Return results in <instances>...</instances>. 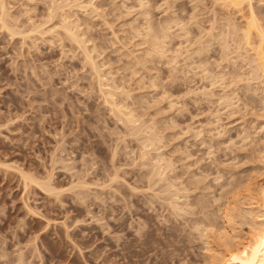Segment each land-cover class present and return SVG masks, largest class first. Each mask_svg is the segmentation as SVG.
<instances>
[{
    "label": "rangeland",
    "instance_id": "obj_1",
    "mask_svg": "<svg viewBox=\"0 0 264 264\" xmlns=\"http://www.w3.org/2000/svg\"><path fill=\"white\" fill-rule=\"evenodd\" d=\"M1 1L0 264H210L227 200L239 209L236 241L248 238L247 190L264 181V42L252 30L246 47V9ZM251 3L264 34V0ZM48 177L57 194L40 186ZM183 197L200 215L183 213Z\"/></svg>",
    "mask_w": 264,
    "mask_h": 264
},
{
    "label": "bare ground",
    "instance_id": "obj_2",
    "mask_svg": "<svg viewBox=\"0 0 264 264\" xmlns=\"http://www.w3.org/2000/svg\"><path fill=\"white\" fill-rule=\"evenodd\" d=\"M251 1L252 0H225V3L227 2L228 4H230L232 7L231 8H234L237 12H242L244 9H246V12H248V14L250 15L249 16V18H250V20H248V22L246 23V25H247V29H246V40H245V38H244V40L246 41V47H249V46H253V45H251V31L253 30V31H255L256 32V34H257V36L258 37H260L261 38V42H264V41H262V40H264V38H263V35L264 34H262V31H260V29L259 28H261V27H258V23H256V20H255V18H254V10H253V8H252V3H251ZM141 3V2H140ZM224 3V2H223ZM3 4L4 3H2V1L0 0V5H1V7H0V9L3 11ZM56 4V3H55ZM60 4V3H59ZM227 4V5H228ZM229 5V6H230ZM55 6V8L57 9V8H60V7H58L59 5L57 4V6L56 5H54ZM61 6V5H60ZM4 7H6V6H4ZM67 7H68V5H67ZM54 8V7H53ZM51 9H52V7H51ZM62 9V8H61ZM64 10V9H63ZM1 11V12H2ZM5 11V10H4ZM58 11H60V9L58 10ZM53 12V11H52ZM245 12V13H246ZM3 13V12H2ZM3 14H5V13H3ZM65 20H66V18H65ZM255 20V21H254ZM64 22V21H63ZM62 22V23H63ZM62 23H61V25H62ZM67 25L68 24H66V23H63V26H61V27H63V29H64V31L63 32H65L66 31V35H67V37L69 36L75 43H76V45H78L81 49L83 48L84 49V45L82 46V44H84L83 42H81V41H79L78 40V38H76V36H75V34H73L71 31H70V29L71 28H69L68 29V27H67ZM149 25V24H148ZM257 25V26H256ZM35 27H37V26H35ZM35 27H34V29H35ZM60 27V28H61ZM59 28V29H60ZM235 28V27H234ZM149 29V28H148ZM236 29V28H235ZM165 30H167V29H165ZM238 30V29H237ZM163 32H165L164 31V29L162 30ZM167 33H168V31H166ZM165 32V33H166ZM165 33H162V34H164V36H166V34ZM234 33V32H233ZM238 33V32H237ZM255 34V33H254ZM153 35V38L152 37H150L151 39H154V40H156V36H155V34H152ZM157 35V34H156ZM244 35V34H243ZM68 37V38H69ZM69 38V39H70ZM157 38H158V36H157ZM260 41H258L259 43H260ZM262 44H264V43H262ZM262 44L259 46H257L258 48H257V52L255 53V54H257V57H258V60H260V62L261 63H264V56H263V54H262V52H261V50H260V48H262L263 46H262ZM156 45H158V43H156V41H155V44H154V46H156ZM244 45V44H243ZM153 46V47H154ZM241 47V46H240ZM245 46H243V48H244ZM79 48V49H80ZM254 48H256L255 46L253 47V49ZM160 49H161V47H160ZM159 50V45H158V48H156L155 47V49L153 50L154 51V53L156 52V54H159L158 56H160V55H162L163 53H164V51H161L160 52V50ZM163 50V49H162ZM240 50V49H239ZM84 51L86 52V50L84 49ZM263 51V50H262ZM88 53V52H87ZM83 54H84V52H83ZM87 55V57H85L86 59H88L87 61H90V66L92 67V69L94 70V73L95 72H97V70H96V65L95 64H93V62H92V58L90 57V56H88V54H86ZM161 57V56H160ZM164 57V56H163ZM256 58V57H255ZM258 62V61H257ZM262 65V64H261ZM263 66V65H262ZM263 68V67H262ZM261 69V68H260ZM96 70V71H95ZM263 70V69H262ZM99 72L100 71H98L97 72V74H99ZM264 72V71H263ZM96 74V75H97ZM264 75V74H263ZM99 76V75H98ZM97 76V77H98ZM101 78V77H100ZM100 78H99V80H100ZM100 82V81H99ZM102 82V81H101ZM102 84V83H101ZM102 88H103V86L102 85H100ZM100 87V88H101ZM99 89V88H98ZM102 91V90H101ZM107 91V90H106ZM102 94V93H101ZM108 94H109V92H108ZM209 94V93H208ZM207 94V95H208ZM111 96V95H110ZM109 96V97H110ZM209 96V95H208ZM106 99H108V98H106ZM108 103H109V101H111L110 99H109V101L108 100H106ZM106 101H105V103H106ZM113 101V103L111 104L112 105V109L113 110H118V113H121V109L122 108H120V109H118L119 107H116V105H115V102H114V100H112ZM107 103V104H108ZM110 106V105H109ZM110 108H111V106H110ZM116 110V111H117ZM121 110V111H120ZM117 113V112H116ZM121 114H123V113H121ZM126 114V113H125ZM129 114H131V113H129ZM129 114H126L125 115V120H126V122H128V123H133L134 124V122L132 121L133 120V118H132V115L130 116ZM127 116V117H126ZM146 139V138H145ZM144 139V140H145ZM150 140V139H149ZM148 140V141H149ZM152 140V139H151ZM146 141V140H145ZM142 147H145V148H147V145L145 146L144 144H143V146ZM151 147H152V144H151ZM144 154V155H143ZM148 153H142V156H143V158H145L144 156H146ZM160 158V157H159ZM200 160V159H199ZM158 161V163L157 164H159V162L161 161V160H157ZM154 165V164H153ZM166 165V164H165ZM157 166V165H156ZM168 166V165H167ZM166 166V167H167ZM166 167H164V168H166ZM159 168H162V167H160L159 166ZM157 171H159V170H156V172ZM162 171V170H161ZM161 171H159L158 172V174L159 175H162V172ZM26 176V175H25ZM158 176V175H157ZM222 176V175H221ZM221 176H219L218 178H216L215 180H219L220 179V177ZM28 177V178H27ZM27 177H25V178H27L28 180H30V181H32L31 179H33V178H31L30 179V177L29 176H27ZM50 177V176H49ZM48 177V179L49 180H45V182L44 183H40V186H42L43 187V191H46L47 193H53V194H57L55 191H58L54 186H53V184H51V180H50V178ZM52 177V176H51ZM159 178V177H158ZM26 179V180H27ZM161 179H162V177H161ZM164 179V178H163ZM166 179V178H165ZM26 180H24V181H26ZM203 180V179H202ZM34 181V180H33ZM36 181V180H35ZM164 181V180H163ZM191 181V180H190ZM193 181V180H192ZM29 182V181H28ZM166 182V181H165ZM169 182V181H168ZM203 182H206L205 180L203 181ZM249 182V181H248ZM36 183V182H35ZM38 183V182H37ZM36 183V184H37ZM188 183V182H187ZM199 183V182H198ZM198 183H196V185H195V187H196V189L195 190H198V189H200L197 185H198ZM207 183V182H206ZM255 183V182H254ZM168 184V183H167ZM173 184V183H172ZM172 184H170V185H168V188H170V186L172 185ZM204 184V183H203ZM207 184H209V183H207ZM252 184V183H251ZM185 185V184H184ZM231 185V184H230ZM173 186V185H172ZM208 186V185H207ZM225 186V185H224ZM223 186V187H224ZM247 186H248V184H247ZM249 186L250 187H252V185H250L249 184ZM188 187H190L189 185H188ZM203 187L205 188L206 187V185H203ZM209 187V186H208ZM207 187V188H208ZM222 187V188H223ZM162 188V187H161ZM173 188V187H172ZM174 188H176V186L174 187ZM198 188V189H197ZM165 189V188H164ZM189 189H192L191 187L189 188ZM219 189H220V187H219ZM230 189V188H229ZM187 189H185V191H186ZM202 190V189H201ZM205 190V189H204ZM233 190V189H232ZM168 191V190H167ZM173 191V190H172ZM178 192H180V190H177ZM183 191V190H182ZM184 191V192H185ZM190 190H188V191H186V192H189ZM193 191V190H192ZM200 191V190H199ZM198 191V192H199ZM247 191H249V194H248V205H249V209H250V211H248V215L249 216H251V219H250V222H247V223H249V224H247L248 225V227H249V229H248V238L246 239V240H243V242L241 241V242H237L238 240H237V235H236V233L234 232V231H236L235 229V227H234V219L237 217L236 215H237V213H238V210L237 209H235V208H237L236 206H234V205H232L228 200L222 205V206H220V204L218 205V204H216V205H218L219 206V211H221V219L224 221V226L223 227H221V228H218V227H216L217 229H215V228H212L211 229V231L210 232H213L214 233V235H216V237L217 238H219V240H220V246L222 247L221 249H223V250H221V251H218V252H213V254H211V256L209 257V259H210V264H264V181L263 182H258L257 184H254L253 185V188H249L248 187V190ZM169 192V191H168ZM167 192V193H168ZM178 192H176V190H175V196L177 197V194H178ZM185 192V196H187L188 197V195H187V193ZM197 192V191H196ZM174 193H173V195H172V197H174ZM177 193V194H176ZM223 193V192H222ZM182 194V193H181ZM190 194V193H189ZM247 194V193H246ZM184 196V197H185ZM172 197H170V198H172ZM183 197V198H184ZM195 197V196H194ZM199 197V196H198ZM224 196H222V194L220 195V196H218L217 198L219 199V198H223ZM178 198V197H177ZM179 198H180V196H179ZM196 198H197V196H196ZM247 198V197H246ZM169 199V198H168ZM175 199V200H174ZM174 199H172L173 201H178L175 197H174ZM187 199V198H186ZM188 199H189V197H188ZM187 199V200H188ZM201 199V198H200ZM181 200V199H180ZM179 200V201H180ZM196 201H198L197 199H195ZM195 200L193 201L194 203H192V200H188V202H190V203H187V201L185 200V198H184V204H183V202H181L180 204H183V206L185 207V210L186 211H184L183 210V208L181 207V209L179 208L178 209V207H177V204H174V202L172 203V201L170 202V204L171 205H173V206H171L172 208V212H171V214L170 215H175V217H177V215H179V217L185 212V213H189V215L191 214V215H196V213L198 212V210L199 209H201L200 207H199V205H198V203H196L195 202ZM213 200V199H212ZM220 200H223V199H220ZM225 200V199H224ZM166 201H167V199H166ZM178 201V202H179ZM213 201H215V200H213ZM234 201V200H233ZM217 202H218V200H217ZM200 204H202V202L200 201L199 202ZM208 203V202H207ZM222 203V202H221ZM209 204V203H208ZM214 204V203H213ZM169 205V204H168ZM179 205V204H178ZM204 204H202V206H203ZM207 205V204H206ZM247 205V204H246ZM214 206V205H213ZM169 207H170V205H169ZM195 207H198L199 209L197 210ZM217 207V206H216ZM193 208H195V209H193ZM218 208V207H217ZM216 208V209H217ZM170 209V210H171ZM204 209V208H203ZM207 209V208H206ZM179 210L180 211H182L183 210V213H180L179 212ZM195 210H197V212H195L194 213V211ZM202 210V209H201ZM200 210V211H201ZM213 210V209H212ZM211 210V211H212ZM206 211V210H205ZM179 212V213H178ZM217 212V211H216ZM244 212V211H243ZM250 212V213H249ZM199 213V215H200V212H198ZM205 213V212H204ZM177 214V215H176ZM181 214V215H180ZM218 214V213H217ZM185 215V214H184ZM187 216H188V214H186ZM190 215V216H191ZM198 215V216H199ZM202 215V214H201ZM208 215V214H207ZM245 215V214H244ZM186 216V217H187ZM198 216H194L195 217V219L194 220H192L191 222L193 223V224H196L197 225V223H198V226L200 225L201 226V224L200 223H203L204 225H206V226H212V224L210 225V222H208L209 221V219H208V221H207V218L206 217H204L203 216V218L201 217V219H204L205 218V220H201L200 218L198 219ZM212 216V215H211ZM241 216V215H240ZM191 217H193V216H191ZM208 217V216H207ZM215 217V216H214ZM220 217V216H219ZM209 218V217H208ZM212 218V217H211ZM216 218V217H215ZM218 218V217H217ZM244 219V221H245V216L243 217V215H242V217H241V219ZM180 219H182V218H180ZM178 222V221H177ZM213 222V221H212ZM217 222V221H216ZM241 222H243V221H241ZM191 223V224H192ZM222 225V224H221ZM245 225H246V223H245ZM206 226H204L203 228L204 229H206L207 227ZM202 227V226H201ZM206 227V228H205ZM196 228H198V227H196ZM196 228H194V229H196ZM200 228V227H199ZM189 229V228H188ZM213 229H215V230H213ZM199 230V229H198ZM202 230V229H201ZM197 231V230H196ZM204 231V230H203ZM208 231V230H207ZM207 231H205V232H207ZM196 233V232H195ZM209 233V232H208ZM206 234V233H205ZM204 234V235H205ZM211 234V233H210ZM201 235V234H200ZM203 235V234H202ZM213 235V236H214ZM239 235V234H238ZM208 236V235H207ZM211 236V235H210ZM202 237V236H201ZM208 238V237H207ZM210 238V237H209ZM206 239V238H205ZM239 239V238H238ZM218 240V239H217ZM237 240V241H236ZM241 239H239V241H240ZM217 244V243H216ZM216 247H217V245H216ZM219 247V246H218ZM212 250V249H211ZM211 250H210V252H211ZM209 251V250H208Z\"/></svg>",
    "mask_w": 264,
    "mask_h": 264
}]
</instances>
